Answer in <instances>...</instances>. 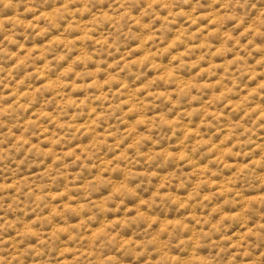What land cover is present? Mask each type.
<instances>
[{"label":"rangeland","instance_id":"1","mask_svg":"<svg viewBox=\"0 0 264 264\" xmlns=\"http://www.w3.org/2000/svg\"><path fill=\"white\" fill-rule=\"evenodd\" d=\"M254 249L264 0L0 2V264H264Z\"/></svg>","mask_w":264,"mask_h":264},{"label":"clouds","instance_id":"2","mask_svg":"<svg viewBox=\"0 0 264 264\" xmlns=\"http://www.w3.org/2000/svg\"><path fill=\"white\" fill-rule=\"evenodd\" d=\"M0 2H2V0H0ZM237 2H239V0H237ZM249 3H250V0H244V4H245V5H249ZM253 251H254V252H260L261 255H264V250H261V249H254ZM248 258H249V259H255L256 257H255L254 255H250Z\"/></svg>","mask_w":264,"mask_h":264}]
</instances>
